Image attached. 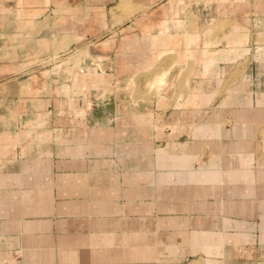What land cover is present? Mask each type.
I'll list each match as a JSON object with an SVG mask.
<instances>
[{
    "label": "crops",
    "instance_id": "crops-1",
    "mask_svg": "<svg viewBox=\"0 0 264 264\" xmlns=\"http://www.w3.org/2000/svg\"><path fill=\"white\" fill-rule=\"evenodd\" d=\"M56 1L0 0V22H38L45 7L54 18ZM161 1L71 0L73 14L55 18L79 26L82 16L106 14L117 31L134 24L128 7ZM23 6L30 15L16 13ZM239 18L233 32L216 35L235 33L231 43H209L202 24L137 31L93 57L71 54L75 42L54 51L53 32L44 31L28 53L52 61L25 72L15 71L19 52L9 48L0 62L14 70L0 80V262L264 258V86L251 61L237 73L256 43L253 13ZM161 70L169 78L149 89Z\"/></svg>",
    "mask_w": 264,
    "mask_h": 264
},
{
    "label": "rangeland",
    "instance_id": "rangeland-1",
    "mask_svg": "<svg viewBox=\"0 0 264 264\" xmlns=\"http://www.w3.org/2000/svg\"><path fill=\"white\" fill-rule=\"evenodd\" d=\"M54 3L56 5L54 18L48 14V8L45 7L39 12L41 17H39L38 22H20L17 24L0 22V62H8L10 58L9 48L19 52L16 54L17 62H19L16 63V72L24 71L29 67H38V65L47 60L52 61L49 58L50 56L28 53L32 49L40 47L38 37L41 33L48 30L53 32L51 46L54 47V51L60 52L64 49L69 51V43H82V50H79L81 46H77V44L76 49L72 50L70 53L77 52L80 56L92 55L93 57L95 53L101 54L102 52L113 51L120 37L127 39L135 38L133 35L137 31L143 33H152L153 31H199L203 24L200 22V15L203 17L208 16L209 18L207 23L204 22L202 29L203 32L207 31L206 35L209 38V43H211L212 39L216 40V38L220 43L217 42L214 45L221 44L224 40L231 43L237 36L235 33L224 36V39L218 40L219 38L217 36L219 35H217V32L219 30H225L226 28H230L228 31L233 32L234 26H237L235 22L240 20L239 17L253 13L256 21H254V23L249 21L248 27L252 26V30L256 32V43L249 56L246 57L244 55L245 58L238 64L237 73L243 75V69H245L249 61H251L253 64L252 66L255 68L253 74L255 82L264 86V0H164L146 8L138 9L128 7V10H124L126 11V18H130L134 22V27L121 26L117 31L111 30L107 24L106 14L82 16L81 20L87 17L86 22L80 23L79 26L75 24L72 25L71 22L61 24L62 21L59 22L60 20L55 17L60 13H66L69 16L73 14L71 0H57ZM30 9L32 8L23 6L20 8V12L16 11V13L21 14L22 12L23 16H28L31 12ZM139 10L140 12H138ZM112 14L114 18H117L113 11ZM188 16L191 19L190 22H188ZM149 42L152 43V38L149 39ZM48 45L50 46V44H46V47H49ZM46 47L43 49L45 50ZM98 58L101 60L102 57ZM11 59H14V55H11ZM160 61V64H163L166 59L162 57ZM10 68L7 66L6 68L0 66V80L7 75L9 76L10 73H13L14 70L12 71ZM158 72L159 71L155 72V74ZM161 72L162 73L158 74L155 80L150 83L149 89L156 88L157 85L163 84L165 79L169 78L168 71L161 70ZM146 74V78H148V76L149 79L153 78L152 69L148 70ZM176 76H174V78H176ZM177 77L179 78L180 76L178 75ZM164 87L165 86H162L161 88L163 89ZM243 264H264V258H248Z\"/></svg>",
    "mask_w": 264,
    "mask_h": 264
},
{
    "label": "built area",
    "instance_id": "built-area-1",
    "mask_svg": "<svg viewBox=\"0 0 264 264\" xmlns=\"http://www.w3.org/2000/svg\"><path fill=\"white\" fill-rule=\"evenodd\" d=\"M87 105L91 106L92 105V101H88ZM19 261H20V256L16 255L14 258H12L10 260L1 261L0 264H21V263H19Z\"/></svg>",
    "mask_w": 264,
    "mask_h": 264
}]
</instances>
